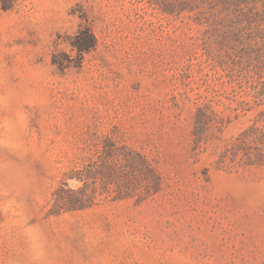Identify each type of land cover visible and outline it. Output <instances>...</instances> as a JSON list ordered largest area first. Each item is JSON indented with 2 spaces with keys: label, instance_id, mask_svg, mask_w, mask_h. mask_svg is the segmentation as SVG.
<instances>
[{
  "label": "rangeland",
  "instance_id": "obj_1",
  "mask_svg": "<svg viewBox=\"0 0 264 264\" xmlns=\"http://www.w3.org/2000/svg\"><path fill=\"white\" fill-rule=\"evenodd\" d=\"M0 264H264V0H0Z\"/></svg>",
  "mask_w": 264,
  "mask_h": 264
},
{
  "label": "trees",
  "instance_id": "obj_2",
  "mask_svg": "<svg viewBox=\"0 0 264 264\" xmlns=\"http://www.w3.org/2000/svg\"><path fill=\"white\" fill-rule=\"evenodd\" d=\"M71 46L73 49H76L78 56L80 57L79 59H81L83 53H87L94 48L95 37L89 28H82L72 38ZM52 63L60 70L68 67V64H65L64 61L59 60L57 55H54ZM59 191H64V188H60L54 194L52 206L54 209H82L88 202H91L92 197L86 196L82 190H70L71 196L67 201L63 200L64 197L59 194Z\"/></svg>",
  "mask_w": 264,
  "mask_h": 264
}]
</instances>
